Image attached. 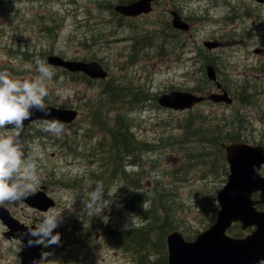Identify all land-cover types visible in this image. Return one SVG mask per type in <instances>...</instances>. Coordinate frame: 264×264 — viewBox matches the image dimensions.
Segmentation results:
<instances>
[{
  "label": "rangeland",
  "instance_id": "1",
  "mask_svg": "<svg viewBox=\"0 0 264 264\" xmlns=\"http://www.w3.org/2000/svg\"><path fill=\"white\" fill-rule=\"evenodd\" d=\"M131 1L3 0L0 5V71L10 72L13 78L34 79L39 75L35 64L39 57L55 73L47 82L45 103L79 110L77 119L64 123L59 136L42 130L44 119L31 121L21 134L26 155L31 153L38 166L36 191L43 188L56 200L50 208L62 211L58 227L64 228V239L44 245L45 259L52 264L144 262L145 252L131 247L120 234L153 222L160 199L172 206L167 225L173 224L171 229L180 230L185 238L194 239L210 226L220 208L217 194L230 169L225 172L217 161L222 152L216 142H200V136L191 133L203 120L222 123L229 116L232 124L241 122L237 130L244 140L264 144V2L156 0L152 11L138 16L115 8ZM171 9L190 21L189 29L173 28ZM206 40L221 44L210 48ZM51 53L68 59H97L108 69V77L94 78L49 63ZM209 64L218 70L219 81L235 97L233 102L205 101L193 109L159 103L160 94L174 89L217 90L215 83L209 84ZM116 84L131 89L119 93V101L109 104L105 114L115 96L104 87L112 89ZM244 89L247 92L241 94ZM95 96L102 97L99 105L104 117L94 115L99 107ZM118 114L131 124L134 143L144 141V150L136 163L129 157L117 177L103 180L105 199L112 203L101 215L89 216L83 201L104 168L98 153L109 149L108 142L103 144L102 121L121 124ZM5 132L12 134L0 129V134ZM135 173L142 177V185L133 178ZM135 193L145 199L140 208L128 205ZM4 205L25 223L38 224L47 211L25 200ZM235 228L242 227L238 223ZM7 229L0 218V264H18L20 240L8 238ZM142 236L139 231L137 238ZM158 257L150 253L148 264Z\"/></svg>",
  "mask_w": 264,
  "mask_h": 264
},
{
  "label": "water",
  "instance_id": "2",
  "mask_svg": "<svg viewBox=\"0 0 264 264\" xmlns=\"http://www.w3.org/2000/svg\"><path fill=\"white\" fill-rule=\"evenodd\" d=\"M156 0H134L128 3H119L115 8L129 16H138L153 10ZM264 2V0H257ZM173 25L176 28L189 29L190 23L177 9L171 10ZM205 44L212 48L221 44L219 40H206ZM48 62L63 66L70 71H82L94 78H106L107 68L97 59H68L60 54H49ZM210 79L218 81L216 67L209 64L207 67ZM210 98L215 102H233L234 98L224 89L221 92L198 94L187 90H171L159 96V103L175 109L193 107L197 102ZM51 115L33 110L31 119L26 120L25 126L36 119L57 118L62 122H71L79 115L74 107H58L45 103ZM230 174L224 187L217 194L219 210L215 221L201 231L194 239H187L183 233L172 228L167 232L168 264H264V178L254 171L264 166V144L252 143L236 139L223 143ZM259 192V196L254 194ZM27 203L40 210H48L56 204V200L43 188L24 199ZM0 218L9 227L5 231L7 237L20 239L21 261L18 264H42L46 261L43 255L44 243H35L41 239L29 232L37 223L25 224L14 216L10 209L0 206ZM235 222H240L243 229L250 228L249 232L237 236L228 232ZM60 234L64 239L65 230L57 227L52 235ZM45 241L51 237H44ZM29 241L34 243L30 244Z\"/></svg>",
  "mask_w": 264,
  "mask_h": 264
},
{
  "label": "clouds",
  "instance_id": "3",
  "mask_svg": "<svg viewBox=\"0 0 264 264\" xmlns=\"http://www.w3.org/2000/svg\"><path fill=\"white\" fill-rule=\"evenodd\" d=\"M35 64L39 75L34 79L13 78L10 72L0 71V129H7L12 133L0 134V206L23 201L35 193L39 183L37 163L31 153L26 155L21 134L25 127L24 122L31 119L33 110L44 112L46 116L51 115L45 98L49 96L47 82L52 80L55 73L39 57L35 58ZM7 126H11L10 129ZM42 130L59 136L64 132L65 125L57 118L44 119ZM254 171L264 178V166ZM113 195L112 190L108 189V196ZM111 203L110 199H105L103 182H97L95 189L88 192L83 201L89 216L101 215ZM143 207L146 210V206ZM61 215L62 211L50 208L44 212L35 228H29L32 235L41 237L35 243H46L44 237H51L47 243L59 242L60 234L52 233L59 226ZM133 223L128 227H132ZM42 264H46V261Z\"/></svg>",
  "mask_w": 264,
  "mask_h": 264
},
{
  "label": "trees",
  "instance_id": "4",
  "mask_svg": "<svg viewBox=\"0 0 264 264\" xmlns=\"http://www.w3.org/2000/svg\"><path fill=\"white\" fill-rule=\"evenodd\" d=\"M1 2H3V0H0V5ZM109 91L110 94L114 95L115 98L110 101L107 104L106 107V111L105 114H109V108L108 105L109 104H113L119 101V93H125V90H130L131 88L126 87L124 85H113L112 89H110L109 87H104V90L106 92ZM247 92L246 89H244L242 93ZM134 96H135V92H134ZM135 98L138 100V92H136V96ZM239 99V98H238ZM93 100L96 101L98 103V106L96 108L95 111V117L97 118H101L104 117L102 112V107L99 105L102 97L100 96H95L93 97ZM122 116L121 114H118V117L116 120H123L124 122L119 124L117 123L116 125H108L107 124V120L102 121V123L104 124V126L102 127V129L104 130V134H105V140L103 144L109 145V149L106 150L103 154L99 152L98 154L101 155L100 160H102L103 162V166L104 168L100 169L98 172H101V175L99 176V181L97 182H103L104 179L110 177H117L119 175V173H121L124 169V167H126L125 161L129 158L132 157V159L130 160L131 163H136L138 161V157L140 158V153L144 150V147L142 146L141 143H144V141H139L136 139V142L134 143V139L131 137L130 135V128H131V124L128 122L127 118L125 116ZM233 117L237 118V115H233ZM241 122L239 121L237 124L235 123V120L232 124V122L230 121V117H224L222 120V123H214L213 121H209V120H203L202 125L200 124V126H196L195 129L191 130V133L193 135H199L200 138L198 139L200 142L202 141H206V142H211L209 141L210 139L215 143L216 145H218L219 148H221V152H222V156L219 155V157L217 158V161H219L220 165H224L225 167V172H227L229 170V164L226 161L225 155H224V148H222V143L225 142H229L230 140L236 139V138H241L243 139L242 135H241V131L237 130L240 129L241 127ZM228 126H233L232 127V131H230L228 128ZM240 126V127H239ZM218 130V132L216 133L215 131ZM235 132H240V134ZM108 137V139H107ZM244 140V139H243ZM138 144V146H137ZM223 149V151H222ZM99 163H101L99 161ZM97 172V173H98ZM136 176L133 177L134 179H136V181L139 183V185H142V177L139 175V173H135ZM98 178V177H97ZM138 185V187H140ZM161 195V193H160ZM211 197V196H210ZM140 201H142L143 203L145 202V199L142 198V194L141 193H135V195L132 197V199L128 202L129 206H133L134 203L138 204V207L140 208ZM169 200H163L160 199L159 202L157 204L159 207V210L161 213L159 212V210H157L155 216H153V222L143 226V227H138L136 229H132L133 231H129V230H125L123 233H119L120 237L124 240L127 241L129 243V245L133 248H136L138 250L144 251L145 254H142L141 258L144 260V262L142 261L143 264H145V262L150 263V260L148 261V256L150 255V253H158L160 255V257H158L156 260H153V262L151 264H168V254H167V242L165 239L166 233L168 230L171 229V227L173 226V224L171 225H167V220L165 219L166 216H168L169 218V211L172 208L171 204H169ZM163 210V211H162ZM172 211V210H171ZM216 216L213 215V218H215ZM237 224H234L230 229H232L233 231H231L232 234L235 235H243V231L239 232L238 230H243L242 228H235ZM139 231H142L143 236L142 238L139 240L138 237V233ZM141 251V252H142Z\"/></svg>",
  "mask_w": 264,
  "mask_h": 264
},
{
  "label": "flooded vegetation",
  "instance_id": "5",
  "mask_svg": "<svg viewBox=\"0 0 264 264\" xmlns=\"http://www.w3.org/2000/svg\"><path fill=\"white\" fill-rule=\"evenodd\" d=\"M184 17V16H183ZM185 18V17H184ZM186 19V18H185ZM187 20V19H186ZM188 21V20H187ZM189 23H190V21H188ZM173 23V20L171 21V24ZM172 26H173V24H172ZM173 28H175L174 26H173ZM233 42H235L236 43V41H233ZM263 49H261V51H262ZM217 70V69H216ZM217 74H218V70H217ZM108 77V76H107ZM106 77V78H107ZM218 80H220L219 78H218ZM213 83H215L216 84V86L218 87L217 88V90H211L210 88H204V89H195V90H187V91H192V92H195V93H198V94H210L212 91H219V92H221V91H223L224 89H226V87H225V85L223 84V82H221L222 83V86H220L219 84H218V81H216V80H213V79H210V82H209V84H213ZM171 91V90H170ZM233 98H234V100H235V97L233 96ZM233 100V101H234ZM205 101H213L212 99H210V98H206V99H204L203 101H200V102H197L193 107H196L197 105H199L201 102H205ZM223 101H221V103H222ZM193 107H191L190 109H193ZM257 195H258V193H257ZM15 216V215H14ZM126 258V257H125ZM130 261H132L134 264H138L136 261H134V260H131V259H129ZM140 263V262H139ZM140 264H143L142 263V261H141V263Z\"/></svg>",
  "mask_w": 264,
  "mask_h": 264
}]
</instances>
